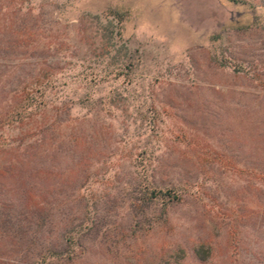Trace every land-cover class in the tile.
<instances>
[{"label":"rangeland","instance_id":"1","mask_svg":"<svg viewBox=\"0 0 264 264\" xmlns=\"http://www.w3.org/2000/svg\"><path fill=\"white\" fill-rule=\"evenodd\" d=\"M244 1L0 6V91L46 76L50 130L29 181L67 197L48 198L51 222L33 236L69 238L61 264H264V7ZM23 130L0 134L41 138ZM141 189L181 201L140 213ZM31 235L0 232V264H32Z\"/></svg>","mask_w":264,"mask_h":264},{"label":"trees","instance_id":"2","mask_svg":"<svg viewBox=\"0 0 264 264\" xmlns=\"http://www.w3.org/2000/svg\"><path fill=\"white\" fill-rule=\"evenodd\" d=\"M230 1L236 4L247 3L244 0ZM5 2H12L11 4L16 6L18 0H0V6L2 7ZM22 3L23 1L18 3L20 7ZM260 4L264 7V0ZM20 12L22 9H19L18 13ZM31 12L30 9L24 15H31ZM21 20L24 22L25 18L22 16ZM17 26L14 31L17 47H26L27 44H23L18 38L20 35L24 37L29 30L23 25L18 28ZM45 79L46 76L43 73H38L35 76L20 79L13 90L0 91V131L17 127L24 129L23 132L28 135L33 130L42 133L41 138L29 139L24 146H15L0 134V232L8 238L11 236L19 238L22 243L26 242L25 237L31 233L29 242L33 246L29 248L28 254L35 256L32 264H61L66 258H71V251H69L72 247L71 240L65 238L62 240L63 243L48 247V245H40L36 235L33 236L34 233L40 234L51 222L53 213L48 198L56 193L60 198L67 197L64 192L66 189L62 185H58L59 188L57 187L54 191H49L44 182L35 180L30 183L29 181L40 176L41 170L37 172L33 168L39 165L35 162L36 157L39 155V149H44L46 134L50 130L47 127L46 117L48 106ZM44 152L43 150L42 154ZM263 163L264 161L260 164L258 173L262 182H264ZM160 197L167 200L165 208L169 204L181 201V197L171 190L163 192L141 189V196L137 197L134 208L137 212L143 213ZM17 205L21 206V210ZM62 237L64 238L65 235L63 234Z\"/></svg>","mask_w":264,"mask_h":264}]
</instances>
